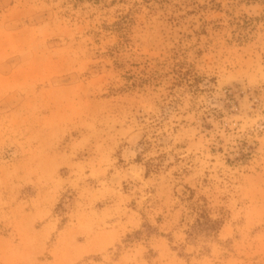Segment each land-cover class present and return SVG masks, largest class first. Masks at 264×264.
<instances>
[{
	"label": "rangeland",
	"instance_id": "374dc122",
	"mask_svg": "<svg viewBox=\"0 0 264 264\" xmlns=\"http://www.w3.org/2000/svg\"><path fill=\"white\" fill-rule=\"evenodd\" d=\"M0 264H264V0H0Z\"/></svg>",
	"mask_w": 264,
	"mask_h": 264
},
{
	"label": "trees",
	"instance_id": "16d2710c",
	"mask_svg": "<svg viewBox=\"0 0 264 264\" xmlns=\"http://www.w3.org/2000/svg\"><path fill=\"white\" fill-rule=\"evenodd\" d=\"M214 224H216V223H214ZM218 227H219V226L215 225V226L212 227L211 230H213V231H218V229H219Z\"/></svg>",
	"mask_w": 264,
	"mask_h": 264
}]
</instances>
